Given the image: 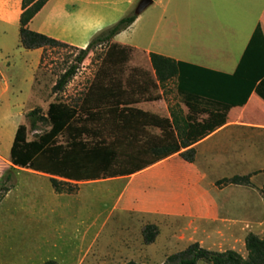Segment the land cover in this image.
Masks as SVG:
<instances>
[{"label": "rangeland", "instance_id": "374dc122", "mask_svg": "<svg viewBox=\"0 0 264 264\" xmlns=\"http://www.w3.org/2000/svg\"><path fill=\"white\" fill-rule=\"evenodd\" d=\"M109 45L92 50L78 64L76 74L65 88L59 91L54 87L66 69L78 63L79 50L71 45L45 47L30 96L11 106L13 118L7 109L8 94L0 97V107L5 106L6 112L5 143L0 151V264H41L47 260H55L57 264H126L129 261L163 264L170 254L196 241L210 250L233 249L246 257V232L252 231L264 238V136L260 137L259 150L253 156L258 166L209 170L221 203L220 219L194 223L191 217H162L155 224L158 233L151 244L144 242L141 217L132 218L112 211L124 181L112 180V177L80 181L75 193H58L49 174L14 167L10 162L13 127L22 123L30 127L28 113L34 109L42 118L37 130L29 129L28 139L50 129L47 110L51 102L79 104L92 84L95 89L113 88L115 98H110L120 102L160 96L155 85L156 75L154 78L144 70L146 64L153 70L150 59L139 50L119 44L109 49ZM14 77L6 81L9 92H24L27 88L25 69L14 71ZM160 84L172 109L178 99L177 79ZM104 94L108 97L106 91ZM92 95L95 96L96 91ZM111 106L113 103L108 100L101 103L99 108L104 111V119L92 122V128H101L107 140L112 138L114 130ZM132 106L139 108L136 104ZM148 134L159 136L160 132L150 127ZM141 138L144 139V133ZM69 140L67 133L58 138L63 145ZM148 158L149 155H144L142 160ZM137 162L128 161L122 166L131 168ZM249 173H254L255 183L251 185H216V181L224 177ZM198 264L208 263L199 260Z\"/></svg>", "mask_w": 264, "mask_h": 264}, {"label": "crops", "instance_id": "0c3cea01", "mask_svg": "<svg viewBox=\"0 0 264 264\" xmlns=\"http://www.w3.org/2000/svg\"><path fill=\"white\" fill-rule=\"evenodd\" d=\"M139 2L48 0L30 21L29 28L85 48L97 34L135 10ZM21 13L22 0H0V97L8 94L7 109L11 118V106L30 96L43 54V48L26 49L21 45ZM258 27L261 32L256 35ZM254 35L257 42H264V0H152L128 28L113 37L112 43L139 50L148 59L150 53L173 59L180 65L183 76L194 73L195 81L189 80L190 87L209 95L217 86L209 79L227 82L224 89L229 92L228 86L235 80L234 74ZM254 57L249 69L257 70L263 60L256 53ZM20 68L27 74V88L24 92L10 93L6 81L14 80V71ZM144 70L155 78L149 64L144 65ZM179 84L177 79L178 99L173 109L158 80L155 85L159 97L144 96L132 102L145 112L170 120L197 115L203 121L211 111H216L202 103L205 100L198 107L200 112L191 111L178 92ZM5 113V106H1L0 151L5 143ZM17 127H13V139ZM261 136H264V99L253 91L245 104L229 108L224 124L194 144V162L175 153L132 174L112 177V180L124 181L112 211L141 217L142 227L158 224L162 217H191L194 223L220 219L221 203L209 170L258 166L253 156L259 150ZM251 181L255 183L254 174ZM84 235L85 232L82 239Z\"/></svg>", "mask_w": 264, "mask_h": 264}, {"label": "trees", "instance_id": "16d2710c", "mask_svg": "<svg viewBox=\"0 0 264 264\" xmlns=\"http://www.w3.org/2000/svg\"><path fill=\"white\" fill-rule=\"evenodd\" d=\"M47 2L48 0H22L19 34L21 45L26 49L56 45L70 46L29 28L30 21ZM138 15L136 9L133 10L114 25L97 34L85 48L75 47L79 50L78 63L66 69L54 89L59 91L65 88L76 74L78 64L82 63L92 50L109 44V49L117 47L118 44L112 43L113 37L128 28ZM260 32L258 27L255 34L258 35ZM255 53L263 60V64L258 65L257 70L249 69ZM150 61L156 79L160 83L174 78L179 80L178 92L191 111L200 112L198 107L202 103L211 106L216 111H211L208 119L203 121H200L197 115H189L187 119L182 120L177 117L172 120L165 119L133 107L134 102H120L112 99L114 97L113 88H102L101 90L97 87L95 89L92 84L79 104L51 102L47 110L51 127L34 139H28V131L29 129L37 130L42 115H39L37 109L28 113L30 127L23 123L19 124L14 135L10 149L12 165L49 174L52 186L58 193H75L79 189L78 182L80 181L132 174L175 153H179L188 162H194L196 160L194 144L225 123L229 108L245 104L253 91L264 99V42H257L255 35L247 46L238 70L234 74L235 80L228 86V93L224 89L228 85L227 82L220 79H209L210 83L217 84V86L211 89V94L204 95L199 89L190 87L189 80L195 81L194 73H191L193 76L190 77L183 76L180 65L173 59L150 53ZM94 91H96L95 96L92 95ZM105 91L108 97L104 94ZM204 97L208 99H203ZM106 100L113 103L109 110L112 118L115 119L112 138L108 140L102 136L101 128H92L93 121L104 119V111L100 110L99 105ZM201 100L205 102L201 103ZM150 127L159 128L161 134L159 136L149 135ZM64 133H67L70 138L66 145L58 141L59 136ZM143 133L144 139L141 138ZM91 135L92 139L86 138ZM137 144L139 145L136 146ZM144 155H149V158L142 160ZM128 161L138 162L134 163L131 168L123 167L122 165ZM253 174L224 177L217 180L216 185H251ZM157 233L155 224L145 225L144 242L153 243ZM245 248L246 257L233 249L210 250L196 241L185 249L170 254L163 264H198L199 260H204L208 264H264V238L249 232L245 238ZM41 264H57V262L47 260ZM126 264L138 263L129 261Z\"/></svg>", "mask_w": 264, "mask_h": 264}, {"label": "water", "instance_id": "95a60500", "mask_svg": "<svg viewBox=\"0 0 264 264\" xmlns=\"http://www.w3.org/2000/svg\"><path fill=\"white\" fill-rule=\"evenodd\" d=\"M152 3V0H140L136 7V11L140 14L144 9H146L150 4Z\"/></svg>", "mask_w": 264, "mask_h": 264}]
</instances>
